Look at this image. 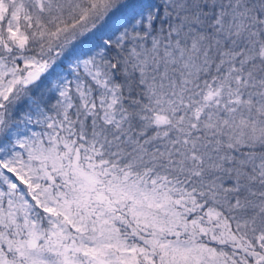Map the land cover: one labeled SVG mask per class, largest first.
<instances>
[{
  "label": "snow or ice",
  "instance_id": "obj_1",
  "mask_svg": "<svg viewBox=\"0 0 264 264\" xmlns=\"http://www.w3.org/2000/svg\"><path fill=\"white\" fill-rule=\"evenodd\" d=\"M0 264H264V0H0Z\"/></svg>",
  "mask_w": 264,
  "mask_h": 264
}]
</instances>
